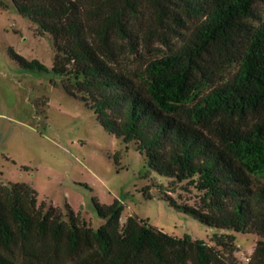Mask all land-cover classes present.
Instances as JSON below:
<instances>
[{"label":"trees","instance_id":"obj_1","mask_svg":"<svg viewBox=\"0 0 264 264\" xmlns=\"http://www.w3.org/2000/svg\"><path fill=\"white\" fill-rule=\"evenodd\" d=\"M11 1L38 35L51 36V70L63 89L109 134L135 142L150 172L201 193L200 205L170 204L215 228L212 241L226 252L234 249L231 232L261 236L247 264H264V181L253 178H264V21L248 23L264 0H147L166 45L173 37L182 43L134 72L117 65L112 34L130 35L138 0ZM192 19L199 22L184 37ZM9 54L22 68L49 70ZM229 66L235 71L215 84ZM94 204L105 220L98 229L69 204L66 219L59 207L38 205L30 184L0 183V264H233L204 240L135 216L122 225L118 199Z\"/></svg>","mask_w":264,"mask_h":264},{"label":"rangeland","instance_id":"obj_2","mask_svg":"<svg viewBox=\"0 0 264 264\" xmlns=\"http://www.w3.org/2000/svg\"><path fill=\"white\" fill-rule=\"evenodd\" d=\"M0 7V183H27L38 193V205L60 208L66 219L69 204L80 217L98 229L94 199L107 206L118 199L124 205L121 224L129 216L169 235L206 241L233 264H247L261 236L235 233L234 249L225 251L212 237L217 230L175 209L179 205H200L201 193L187 182L178 183L149 171L144 154L135 142L126 143L109 134L86 104L70 96L61 86L62 77L51 68L54 47L50 35L40 36L36 25L22 16L11 0ZM140 13H129L127 34H112L119 53L118 66L132 72L180 45L181 38L163 41L164 28L151 19L147 0H138ZM264 21V2L254 5L251 25ZM197 19L188 20L187 37ZM27 60L37 59L49 70L22 68L10 57L9 49ZM235 71L229 66L218 73L215 84ZM214 85V84H213ZM209 90L206 87L204 91ZM254 183L264 178L255 176ZM220 234L221 231H218Z\"/></svg>","mask_w":264,"mask_h":264}]
</instances>
